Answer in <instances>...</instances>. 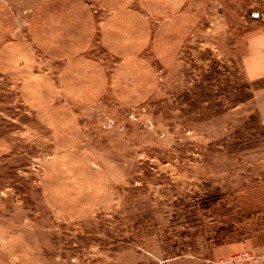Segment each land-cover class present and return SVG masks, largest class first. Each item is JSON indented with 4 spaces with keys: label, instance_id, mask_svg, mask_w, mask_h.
Instances as JSON below:
<instances>
[{
    "label": "rangeland",
    "instance_id": "rangeland-1",
    "mask_svg": "<svg viewBox=\"0 0 264 264\" xmlns=\"http://www.w3.org/2000/svg\"><path fill=\"white\" fill-rule=\"evenodd\" d=\"M261 252L264 0H0V264Z\"/></svg>",
    "mask_w": 264,
    "mask_h": 264
},
{
    "label": "built area",
    "instance_id": "built-area-1",
    "mask_svg": "<svg viewBox=\"0 0 264 264\" xmlns=\"http://www.w3.org/2000/svg\"><path fill=\"white\" fill-rule=\"evenodd\" d=\"M251 260H253L251 255H239L232 258L230 264H250Z\"/></svg>",
    "mask_w": 264,
    "mask_h": 264
},
{
    "label": "crops",
    "instance_id": "crops-1",
    "mask_svg": "<svg viewBox=\"0 0 264 264\" xmlns=\"http://www.w3.org/2000/svg\"><path fill=\"white\" fill-rule=\"evenodd\" d=\"M229 249L228 250H226V252H235V251H240L243 247L242 246H237V245H230L229 247H228ZM262 253H264V252H261L260 254H262ZM260 254L258 255L259 256V258H260Z\"/></svg>",
    "mask_w": 264,
    "mask_h": 264
}]
</instances>
